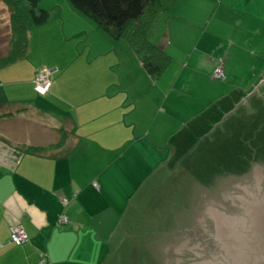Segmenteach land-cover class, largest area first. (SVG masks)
Instances as JSON below:
<instances>
[{
  "label": "crops",
  "instance_id": "1",
  "mask_svg": "<svg viewBox=\"0 0 264 264\" xmlns=\"http://www.w3.org/2000/svg\"><path fill=\"white\" fill-rule=\"evenodd\" d=\"M40 7L49 18L25 58L0 67V264H129L124 248L160 232L153 176L259 99L264 0H172L148 34L171 58L155 80L66 0ZM39 68L51 71L45 96ZM13 226L27 243L9 242Z\"/></svg>",
  "mask_w": 264,
  "mask_h": 264
},
{
  "label": "water",
  "instance_id": "2",
  "mask_svg": "<svg viewBox=\"0 0 264 264\" xmlns=\"http://www.w3.org/2000/svg\"><path fill=\"white\" fill-rule=\"evenodd\" d=\"M155 251L158 264H264V167L220 176L208 190L193 183L189 206L174 213Z\"/></svg>",
  "mask_w": 264,
  "mask_h": 264
},
{
  "label": "rangeland",
  "instance_id": "3",
  "mask_svg": "<svg viewBox=\"0 0 264 264\" xmlns=\"http://www.w3.org/2000/svg\"><path fill=\"white\" fill-rule=\"evenodd\" d=\"M11 45L10 11L0 1V58L8 54ZM255 94L259 99L238 107L234 115L228 116L210 137L199 141L198 147L185 158L181 157L168 179L164 178V174L158 182V178L153 176V181L161 184L158 187V184L155 185L156 203L154 212L149 214H159L151 221L159 226L160 232L150 237L145 233L141 235L142 242L148 237L152 245L143 244L139 249H128L127 245L124 257L132 260L126 259L127 263L158 264L155 245L160 241L161 233L167 235V229L174 222V213L186 211L192 199L193 183L208 190L220 176L247 177L252 165L264 167V85ZM147 202L144 198L142 204L145 206ZM146 225L147 220L143 226Z\"/></svg>",
  "mask_w": 264,
  "mask_h": 264
},
{
  "label": "trees",
  "instance_id": "4",
  "mask_svg": "<svg viewBox=\"0 0 264 264\" xmlns=\"http://www.w3.org/2000/svg\"><path fill=\"white\" fill-rule=\"evenodd\" d=\"M10 11L12 45L0 58L4 67L25 58L28 51V32L48 21L49 12L40 8V0H0ZM72 9L94 22L105 34L125 42L140 60L145 72L157 79L171 63V58L148 39L156 15L172 0H66ZM213 73V72H212ZM177 157L174 163L180 162ZM154 175L169 178L171 170ZM10 240V238H9ZM152 251V250H151ZM47 264V259H46Z\"/></svg>",
  "mask_w": 264,
  "mask_h": 264
},
{
  "label": "built area",
  "instance_id": "5",
  "mask_svg": "<svg viewBox=\"0 0 264 264\" xmlns=\"http://www.w3.org/2000/svg\"><path fill=\"white\" fill-rule=\"evenodd\" d=\"M50 74L51 71L47 68H39L37 70L33 81L34 91L37 95L45 96L49 92L51 87ZM212 77L218 80L224 79V74L221 66L214 69L212 73ZM61 202L63 205L67 203V201L64 199ZM67 223L68 220L65 216L59 217L58 219L59 225H66ZM9 242L16 246H22L28 242V236L20 226H13L10 229ZM38 264H46V257L41 256Z\"/></svg>",
  "mask_w": 264,
  "mask_h": 264
}]
</instances>
